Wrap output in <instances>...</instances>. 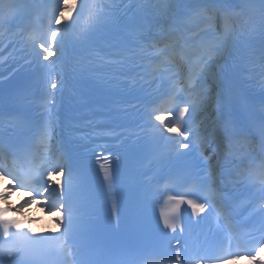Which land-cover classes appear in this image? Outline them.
I'll return each mask as SVG.
<instances>
[{
  "label": "snow or ice",
  "instance_id": "snow-or-ice-1",
  "mask_svg": "<svg viewBox=\"0 0 264 264\" xmlns=\"http://www.w3.org/2000/svg\"><path fill=\"white\" fill-rule=\"evenodd\" d=\"M16 37L43 75L26 103L0 114V181L7 180L0 183V264H139L134 248L103 238L99 208L110 203V219H131L143 230L154 195L172 205L154 230L167 236L179 229L156 264H233L242 255L264 264L241 234L250 228L264 241V0L123 7L0 0V44L9 41L0 53ZM136 69L157 88L134 114L139 130L130 135L93 120L74 94L65 97L77 84L111 82ZM62 123L70 138H115L128 159L145 157L144 168L121 171L120 155L111 152L93 153L99 172L73 166L56 139ZM161 164L169 183L185 191L153 187ZM13 193L27 198L10 204ZM33 203L53 218L55 232L35 230L39 216L23 212ZM194 226L207 228L212 242L201 239L203 231L194 237Z\"/></svg>",
  "mask_w": 264,
  "mask_h": 264
}]
</instances>
